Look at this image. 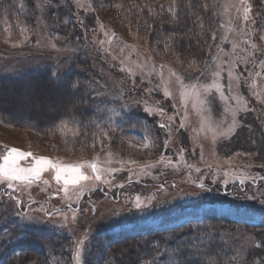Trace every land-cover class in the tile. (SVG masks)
Masks as SVG:
<instances>
[{
    "label": "rangeland",
    "instance_id": "rangeland-1",
    "mask_svg": "<svg viewBox=\"0 0 264 264\" xmlns=\"http://www.w3.org/2000/svg\"><path fill=\"white\" fill-rule=\"evenodd\" d=\"M34 3V28L20 27L21 32H16L0 23V77L19 76L42 67H51L54 75L61 76L80 56L84 63L90 62L91 89L105 107L108 122L124 125L135 119L146 120H142L145 126L135 124L127 128L125 124L119 133L104 136L95 148L79 149L63 141L76 131L69 125L43 135L0 119V146L17 148L64 165L86 164L99 158L101 167L121 169L112 174L114 178L108 177L110 184L100 183L79 200L73 196L72 201H66L59 191L63 185L56 184L51 168L20 192L0 184V245H12L17 250L27 245L40 247L41 239L33 236L46 231V238L51 237L56 250L45 263L77 264L74 242L86 234L88 240L80 264L85 259L89 264H119L109 250L97 255L99 236L108 238L106 247L115 234H146L216 214L234 220L222 224L220 231L235 254L236 264L264 255V250L253 251L249 239L254 236L261 240L262 230L250 224L264 222V203H261L264 201V67L260 63L264 61V39H261L264 0H248L251 5L248 22L243 21L242 7L237 12L232 6L239 5V0H219L216 39L211 36L204 56L191 61L181 54L180 58L174 51L157 50L149 41L150 35L141 32L137 25L118 24L112 17L115 8L106 6L102 0H81L84 8L78 7L75 0H51L50 4L49 0H34ZM89 4L94 11L88 10ZM50 11L59 16H50ZM58 17L65 25L76 26L74 38L59 35L52 21ZM246 40L249 42L245 43ZM233 43L237 45L236 52L232 51ZM251 43L257 45L256 50L251 49ZM245 49L253 51V56L248 57L247 63L238 62L232 69L233 77L229 78V64L218 65L221 60H235L237 55L247 56V51H242ZM129 67L135 75L122 71ZM216 72L220 75L215 76ZM177 77L186 88H182ZM214 81L223 85V95L215 87L204 91ZM164 82L171 96L164 95ZM193 84L199 97L191 90ZM237 95L247 101V109L237 112L235 130L222 135L232 124V110L237 107L233 97ZM161 124L169 127L161 128ZM181 124L184 126L180 127ZM145 138L151 141L148 148L141 146ZM3 154L0 148V156ZM160 156L170 158L172 163L141 171V165L155 163ZM109 159L113 161L111 164L106 163ZM132 160L137 163H127ZM32 163L31 158L20 160L21 166ZM82 170L91 174L87 166ZM240 179L245 180L243 185ZM45 180L49 183L45 184ZM200 183L204 184L203 189ZM6 191L20 196L23 205L5 195ZM137 197L142 202L140 208L136 207ZM68 203L76 210V221L69 220L67 226H62L64 218L57 210L71 217ZM42 207L53 215L46 216ZM18 212L32 216L33 220L22 218ZM26 233L32 236L24 243ZM6 254V250L0 254V263ZM22 256L10 258L11 264H40L37 255ZM153 257L139 264H160L159 257Z\"/></svg>",
    "mask_w": 264,
    "mask_h": 264
},
{
    "label": "trees",
    "instance_id": "trees-1",
    "mask_svg": "<svg viewBox=\"0 0 264 264\" xmlns=\"http://www.w3.org/2000/svg\"><path fill=\"white\" fill-rule=\"evenodd\" d=\"M102 1L106 6L115 8L112 17L118 24L137 25L141 32L150 35L149 41L159 48L157 50L174 51L180 58L183 56L190 61L204 56L218 23L219 0H175L174 3L173 0ZM116 4L122 7L117 8ZM169 6L175 14L168 12ZM35 13L34 0H0V23L11 26L16 32H21L20 27L34 28ZM49 15L59 16L53 11ZM52 21L60 36L74 38L76 26L65 25L60 18ZM90 66L89 61L84 63L77 56L61 76L54 75L51 67H42L19 76L0 77V119L43 135L62 125H69L76 131L70 136L66 135L63 141L79 149L92 147L93 144L97 146L104 132L114 135L125 124H128L127 128L135 127V124L145 126L142 120L146 119L142 118L125 122L124 125H114L106 120L105 107L91 89ZM51 86L55 88L54 91L49 88ZM232 222L234 220L228 217L209 214L174 228L151 230L146 234L136 232L114 236L112 233L114 239L106 247L108 238L99 236L97 255L109 250L117 257L119 264H139L155 255L161 260L160 264H236L235 254L223 240L220 231L222 224ZM250 225L262 230L258 234L264 241V222ZM28 234L24 243L32 236ZM46 234L48 232L45 231L33 236L41 239V246L36 248L27 245L17 250L12 245H0V254L4 250L7 253L0 264H11L10 258L19 259L21 255L25 258L37 255L40 264L49 261L56 245L51 237L46 238ZM259 250H264V247L253 249L255 253ZM83 264L89 263L85 259Z\"/></svg>",
    "mask_w": 264,
    "mask_h": 264
},
{
    "label": "snow or ice",
    "instance_id": "snow-or-ice-1",
    "mask_svg": "<svg viewBox=\"0 0 264 264\" xmlns=\"http://www.w3.org/2000/svg\"><path fill=\"white\" fill-rule=\"evenodd\" d=\"M76 4L78 7L84 8L85 4L81 3V0H75ZM175 0H173V3ZM51 3V0H49V4ZM233 7L236 8L237 12L241 11L242 7V17L244 22H248L251 19L250 12H251V5L248 3V0H239V5H232ZM115 7L120 8L122 5L116 4ZM206 7V5H205ZM88 10H93L91 9V5L89 4L87 6ZM168 12L169 13H174V9L169 6L168 7ZM103 27V25H101ZM243 31V30H242ZM113 36L115 35L114 33L112 34ZM105 36H108V33L105 32ZM212 39H216V34L215 32L212 33ZM224 39L226 40L227 37L225 36ZM261 39H264V37H261ZM111 43V40L108 41ZM249 41H245V43H248ZM103 43V42H101ZM55 47V45H53ZM237 45L233 43L232 45V51L236 52ZM251 49L256 50L257 45L255 43H251ZM242 51H247V56L241 57L239 55L236 56L235 60H229L227 62L221 60L220 64L218 67H221L223 63H228L229 68L227 69L228 76L229 78L233 77V71L232 69L238 66L239 63H247L248 62V57L253 56V51H248V50H242ZM121 63H124L121 61ZM261 66L264 67V61H261ZM137 67H143V65H137ZM122 71H127L131 75H135V72L132 68H124ZM151 75V73H149ZM172 75L175 76L176 73L172 72ZM215 76H219L220 72L214 73ZM257 75H260V73H257ZM237 81V85L240 80V76L235 77ZM177 81L181 84L182 88H186V85H183V81L180 77H177ZM164 87V95L165 96H171L172 93L168 90L166 86ZM215 87L217 91L221 92V95H223L222 88L223 85L213 82L212 85H207L204 87V91L207 92L210 88ZM252 87L255 88V83L252 84ZM197 86L196 84L191 85V90L195 92L196 96L199 97V91L196 90ZM186 95V93H184ZM254 95H257L254 93ZM257 98L259 99V95H257ZM233 99L236 101L237 107L232 110V124L229 126V128L226 130V132L221 133L222 135H227L232 133L235 130L236 126V119L235 116L238 111L240 110H246L247 109V101L244 100L242 96H234ZM146 111H151V109H146ZM161 113H163V109H159ZM169 119H172L171 117ZM184 125L181 124L180 127H183ZM161 128L169 127V125L166 124H161ZM104 136H108L107 132L103 133ZM103 143V142H101ZM151 144V141L148 140L147 138L144 139L142 143L143 148H148ZM93 148L96 147L95 144L92 145ZM0 148H3V151L5 154L0 156V160H2V163H0V184H6L7 189H13L14 192H20L22 187L23 189L29 188L33 183L36 181L40 180L42 174L48 169L51 168L54 170V179L57 185H60L62 183V188L59 189V191L63 192L64 198L66 201H72L73 196L75 197L76 200H79L85 192H91L95 190V188L98 186V184H110L111 180L108 177H112V174L116 171H119L121 169H114L110 167H101L99 158L97 160L92 161V162H86V164H79V165H64L58 162L52 161L50 158L47 157H35L33 156L32 153H25L20 149L17 148H6L5 146H0ZM108 156H111V153H108ZM28 158H31L34 163L30 164L29 166H21L20 160L24 159L27 160ZM113 161L111 159L107 160V164H111ZM121 164L125 163L123 161H120ZM127 163L130 164H136L137 161L132 160L128 161ZM171 164L172 161L170 158H166L165 156H160L159 159L155 162H149L147 164L141 165V171H143L146 168H151V167H156L158 164ZM87 166L88 168L91 169V174H86L82 169ZM191 167V166H189ZM197 171L199 169L197 168ZM150 174V173H148ZM114 178V177H112ZM264 179V178H262ZM45 184H48L49 181L45 180L43 181ZM90 182V183H88ZM255 182V181H254ZM227 183V181H225ZM239 183L243 185L245 183L244 179H240ZM71 186V187H70ZM120 187H123V185H120ZM200 188H204V184L200 183L199 184ZM58 194V193H57ZM5 195L9 196L10 199H13L16 204L23 205V200L20 198V196H13L12 193L5 192ZM30 195V194H29ZM255 198V196L251 197ZM151 199H155V197H152ZM136 207L140 208L142 206V202L140 200V197L136 198ZM35 201H33L34 203ZM261 203H264V201H261ZM68 208L71 210L72 214L71 217L68 216L67 213L59 212L57 210V214L63 216L64 218V225L62 226H67V223L69 220L71 222L76 221L77 213L76 210L72 208V204L68 203ZM41 211L45 213L46 216H51L53 215L52 212H50L47 209H44L43 207L41 208ZM17 215H20L22 218L27 219L29 221L33 220L32 216L27 215L26 213L23 212H18ZM39 222V221H37ZM252 243L250 245L251 248L256 249V248H262L264 247V241L262 240H257L254 236L249 238ZM88 240V236L85 234L82 239H77L74 244H75V260L77 264H80V262L83 259V253L85 249V242ZM242 255V254H241ZM241 264H264V255H261L259 258H253L250 262L248 261H243L241 260Z\"/></svg>",
    "mask_w": 264,
    "mask_h": 264
}]
</instances>
